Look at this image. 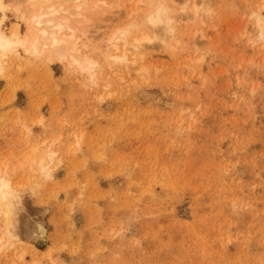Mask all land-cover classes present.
Returning <instances> with one entry per match:
<instances>
[{
    "label": "rangeland",
    "instance_id": "rangeland-1",
    "mask_svg": "<svg viewBox=\"0 0 264 264\" xmlns=\"http://www.w3.org/2000/svg\"><path fill=\"white\" fill-rule=\"evenodd\" d=\"M172 1L179 46L150 33L141 77L93 87L22 61L0 80V158L19 192L0 264H264V0H207L203 24L182 12L202 0ZM117 6L83 45L103 52L146 8ZM32 148L56 153L49 177Z\"/></svg>",
    "mask_w": 264,
    "mask_h": 264
},
{
    "label": "bare ground",
    "instance_id": "bare-ground-1",
    "mask_svg": "<svg viewBox=\"0 0 264 264\" xmlns=\"http://www.w3.org/2000/svg\"><path fill=\"white\" fill-rule=\"evenodd\" d=\"M121 1L0 0V80H6L8 70L22 61L56 64L65 73L71 71L93 87L108 83L100 76L112 73L118 76L121 74L120 70L127 69L128 77H141L146 72L147 45L153 42L150 33L155 35L157 31L163 32L161 47L169 53L177 50L179 24L176 12L172 0H138V4L146 7L145 12L138 15V12L131 10V14L138 17L129 15V22L125 27L115 29L107 35L103 52L83 45L82 40L87 37L90 24L118 9L117 5ZM182 12L192 23L200 19L203 24L212 11L207 0H202L190 10L183 9ZM263 18L258 14L254 15L256 42L261 44H264ZM7 22L9 26H5ZM55 156L56 153H43L32 148L24 158L29 161L33 170L49 177V167ZM1 158L0 245L3 244V239L11 242L17 239L16 209L19 199L17 186L12 182L9 167L11 159L5 155ZM38 233L41 238L45 235L42 227L38 228Z\"/></svg>",
    "mask_w": 264,
    "mask_h": 264
},
{
    "label": "crops",
    "instance_id": "crops-1",
    "mask_svg": "<svg viewBox=\"0 0 264 264\" xmlns=\"http://www.w3.org/2000/svg\"><path fill=\"white\" fill-rule=\"evenodd\" d=\"M6 26H8V25H6Z\"/></svg>",
    "mask_w": 264,
    "mask_h": 264
}]
</instances>
